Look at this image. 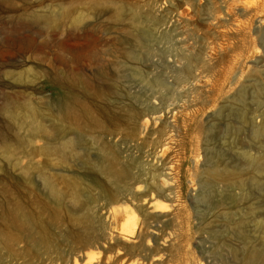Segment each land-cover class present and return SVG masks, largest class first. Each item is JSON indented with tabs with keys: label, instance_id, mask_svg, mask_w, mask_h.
Instances as JSON below:
<instances>
[{
	"label": "rangeland",
	"instance_id": "rangeland-1",
	"mask_svg": "<svg viewBox=\"0 0 264 264\" xmlns=\"http://www.w3.org/2000/svg\"><path fill=\"white\" fill-rule=\"evenodd\" d=\"M156 1L160 4L154 12L161 21L148 29V44L142 46L108 8L88 13L86 3H76V9L87 16L77 36L68 37L77 13L61 21L58 12L75 8L76 0H0V130L5 127V111H21L22 106L38 102L48 103L55 112L62 109L71 98L54 74L56 70L85 77L92 92L113 95L114 89H120L140 95L142 103L152 106L140 117L141 123L150 119L146 133L110 126L103 136L120 147L124 161L135 158L147 170H160V187L146 191L144 183L140 199L128 195L108 206L104 200L99 202L103 239L90 247L94 263L237 264L250 247H264L260 231L264 165L256 168L254 162L264 155V28L259 25L264 0ZM43 9L54 12L53 24L32 25L23 18L29 10ZM84 25H89L92 34H87ZM164 30L173 37L177 50L194 54L202 48L206 64L194 68L190 82L174 79V70L184 61L177 59L173 64L170 54L162 53L169 42L162 38ZM258 58L260 64L255 63ZM140 69L146 71V80L139 76ZM153 72H163L185 99L150 95L147 80ZM17 74L25 77L16 79ZM160 114L161 120L157 118ZM66 124L70 129L61 136L84 135ZM170 140L169 150L163 152L164 143ZM88 154L92 159L98 157L96 149H89ZM0 158L2 177L9 171L8 150L2 144ZM214 167L239 175L218 180L209 173ZM80 169L78 163L70 167ZM88 172L85 180L98 192L101 177ZM235 180H243L244 185ZM154 199L167 201V212L151 206ZM132 220L135 225L125 229Z\"/></svg>",
	"mask_w": 264,
	"mask_h": 264
},
{
	"label": "bare ground",
	"instance_id": "bare-ground-1",
	"mask_svg": "<svg viewBox=\"0 0 264 264\" xmlns=\"http://www.w3.org/2000/svg\"><path fill=\"white\" fill-rule=\"evenodd\" d=\"M127 1L129 0H76L75 8L70 11L60 10L58 17L63 21L77 13L71 22L73 30L67 33L68 37H72L77 36L76 30L82 26L87 16V12L76 9V3H86L88 13L108 8L115 20L125 22L127 33L134 38V42L144 46L148 44V29L154 28L161 21L154 12L160 2ZM23 18L32 25L42 26H49L56 19L51 9L29 10ZM259 25L264 28V17L259 20ZM83 28L87 34H92L89 32V25H84ZM162 32V38H168L169 41L167 50L162 53L170 54L169 57L174 59L173 64H176L177 59L184 61L181 68L174 70V79L177 83L190 82L194 77V68L206 64L202 48L194 54L185 51L186 49L177 50L170 33L167 30ZM261 44L264 48V38ZM162 53L158 54L161 59ZM256 60V64L262 61L260 58ZM138 72L142 79L148 78L145 70L140 69ZM54 74L60 78L66 96L71 98L63 104L60 111L55 112L48 103L38 102L22 106L21 111L8 110L2 114L5 127L0 130V144L8 150L9 171L0 177V264H96L91 251L93 248L90 247L97 240L103 239L99 234L102 226L101 216L98 215L99 202L104 200L105 206H108L128 195L134 200L140 199L144 183L147 185L146 191L160 187L158 180L163 175L160 170H147L135 158L124 161L120 147L103 136L110 126L116 129L122 127L128 133H136L138 129L140 133H146L150 119L146 117L141 123L140 117L152 110L151 104L142 103L140 95H133L129 91L125 93L120 89H114L113 95L92 92L89 81L79 74L57 70ZM24 77L22 74L15 76L16 79ZM147 83L150 95H159L163 100L166 96L185 99V95L178 96L163 72L154 73ZM157 118L162 119L161 114ZM65 122L71 128L80 129L84 135L61 136L70 129ZM157 122L156 120V126ZM40 142L43 143L38 146ZM170 142L171 140L164 143L163 152L169 150ZM89 149L98 151L96 159L89 157ZM39 157L43 159V163H40ZM254 160L256 168L264 165V155L255 157ZM1 161L0 158V170ZM76 163L81 169L70 170ZM88 171L96 172L101 177L98 192L94 193L92 185L85 180V176L90 174ZM209 173L218 180H233L239 175L238 171L216 167L211 168ZM235 182L244 185L243 180ZM158 200H151L150 205H158L157 210L161 213L164 210L167 212L169 203ZM134 225L132 220L124 228L130 229ZM260 231L264 233L263 220ZM237 261V264H264V247L260 250L250 247Z\"/></svg>",
	"mask_w": 264,
	"mask_h": 264
}]
</instances>
